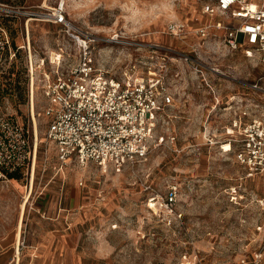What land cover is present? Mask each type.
I'll use <instances>...</instances> for the list:
<instances>
[{
    "label": "rangeland",
    "instance_id": "374dc122",
    "mask_svg": "<svg viewBox=\"0 0 264 264\" xmlns=\"http://www.w3.org/2000/svg\"><path fill=\"white\" fill-rule=\"evenodd\" d=\"M1 1L43 13L63 5L97 67L130 84L163 76L175 101L145 160L117 168L72 159L60 170L47 138L51 102L39 80L31 93L28 52L20 50L0 76V111L29 130L37 158L33 177L30 165L0 180V264L18 247L20 257L46 247L66 264L251 263L264 245V184L236 160L235 122L264 113V56L196 35L192 24L207 20L208 0ZM31 18L29 31L27 16L12 22L15 43L29 40L36 62L63 47L77 65L81 41L50 16ZM171 21L188 23L190 33L167 34ZM47 61L42 70L51 72ZM173 188L172 212L163 200Z\"/></svg>",
    "mask_w": 264,
    "mask_h": 264
},
{
    "label": "built area",
    "instance_id": "2783aa9c",
    "mask_svg": "<svg viewBox=\"0 0 264 264\" xmlns=\"http://www.w3.org/2000/svg\"><path fill=\"white\" fill-rule=\"evenodd\" d=\"M202 13L207 20L196 26L194 32L203 41L214 40L222 50L250 47L264 56V0H208ZM3 16H27V31L32 16L43 20H49L50 16L53 23L62 25L71 37L81 41L77 65L68 64L71 55L63 47L53 53L55 57H40L36 62L30 41L22 45L28 52L31 93L39 80L51 102L45 108V114L50 117L47 138L54 144L60 170L72 159L81 165L94 162L102 167L120 168L148 157L165 109L175 101L163 76L130 84L107 75L94 64L86 35L68 20L63 5L52 13H43L21 11L0 0V17ZM224 18L233 20V24L227 25ZM189 28L184 21H171L165 32L184 38L190 33ZM182 55L185 61L191 60ZM14 56L9 31L0 23V76ZM46 60L52 65L51 72L42 70ZM37 72L42 75L39 79ZM235 125L238 127L234 139L236 160L249 175L260 177L264 184V113L245 122L236 121ZM36 158L37 142L32 143L29 130L15 116L0 111V180L30 165L33 177ZM258 201L264 205V195ZM176 202L177 189L173 188L163 203L173 212ZM263 251L264 245L251 263L243 259L241 264H264Z\"/></svg>",
    "mask_w": 264,
    "mask_h": 264
},
{
    "label": "crops",
    "instance_id": "0c3cea01",
    "mask_svg": "<svg viewBox=\"0 0 264 264\" xmlns=\"http://www.w3.org/2000/svg\"><path fill=\"white\" fill-rule=\"evenodd\" d=\"M192 25L194 27L198 26L197 23ZM19 257L20 253L19 256L17 254L16 257L4 264H66L64 259L61 258V256L56 258V256H53L51 251L46 247L41 249L39 252L30 253L26 257Z\"/></svg>",
    "mask_w": 264,
    "mask_h": 264
},
{
    "label": "trees",
    "instance_id": "16d2710c",
    "mask_svg": "<svg viewBox=\"0 0 264 264\" xmlns=\"http://www.w3.org/2000/svg\"><path fill=\"white\" fill-rule=\"evenodd\" d=\"M16 19H17V17H6V16L0 17V23L7 28V30L9 31V34H10L12 50L15 53V56H14L13 60L17 59V56L20 53V50H22V45H19V44L15 43L14 38H13V31L16 30V27H13V25H12L13 23L12 22L13 21L15 22ZM17 173H19V171H16V172L11 173L9 175L11 177H16Z\"/></svg>",
    "mask_w": 264,
    "mask_h": 264
},
{
    "label": "bare ground",
    "instance_id": "6f19581e",
    "mask_svg": "<svg viewBox=\"0 0 264 264\" xmlns=\"http://www.w3.org/2000/svg\"><path fill=\"white\" fill-rule=\"evenodd\" d=\"M33 101H34V99H33ZM34 118H35V116H34ZM35 130H36V135H38L36 118H35ZM28 198H29V195L27 196L26 201H28ZM26 201L24 202V208H25V205H26ZM19 229H20V228H19ZM19 253H20V248L18 247V250H17V254H18V256H19Z\"/></svg>",
    "mask_w": 264,
    "mask_h": 264
}]
</instances>
